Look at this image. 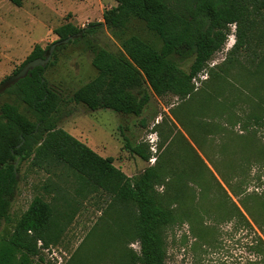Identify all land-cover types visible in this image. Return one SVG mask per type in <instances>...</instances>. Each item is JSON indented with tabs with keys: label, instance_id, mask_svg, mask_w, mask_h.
Returning a JSON list of instances; mask_svg holds the SVG:
<instances>
[{
	"label": "rangeland",
	"instance_id": "374dc122",
	"mask_svg": "<svg viewBox=\"0 0 264 264\" xmlns=\"http://www.w3.org/2000/svg\"><path fill=\"white\" fill-rule=\"evenodd\" d=\"M116 6L108 0H25L18 8L0 0V83L13 76L35 45L55 43L56 28L103 23L104 12ZM257 23L248 46L235 54L239 28L230 27L222 50L194 80L192 96L158 98L151 92L140 117L92 112L72 102L73 94L98 74L85 45L60 51L45 74L72 112L59 128L101 157H113L128 177L135 179L149 167L157 170L156 191L174 216L167 230V264H252L256 235L264 239V12ZM133 36L161 51L158 36L136 19L123 34L103 27L90 39L97 48L120 54L122 42ZM176 62L188 72L193 60ZM4 102L16 101L0 96ZM125 139L141 145L150 161L128 152ZM32 162L21 165L11 219L1 228L0 264H126V253L140 252L137 242L118 233L131 222L112 195L66 165L41 169ZM35 199L50 205L62 229L58 241L48 249L40 242L35 257L8 251L6 236Z\"/></svg>",
	"mask_w": 264,
	"mask_h": 264
},
{
	"label": "trees",
	"instance_id": "16d2710c",
	"mask_svg": "<svg viewBox=\"0 0 264 264\" xmlns=\"http://www.w3.org/2000/svg\"><path fill=\"white\" fill-rule=\"evenodd\" d=\"M21 8L25 0H8ZM117 6L103 14V23H90L80 28L66 23L53 33L55 42L73 38L53 53L46 67H37L0 96L16 102L0 104V232L10 222L12 202L18 189L21 165L32 160L37 168L63 164L82 181L113 196L125 209L131 227H120L121 238L139 244L140 252L126 253V264H167V230L174 222L173 212L164 207L156 186L159 175L155 167L147 168L133 179L115 167L114 158H103L59 128L64 118L72 115L60 95L49 86L45 74L56 65L58 53L70 45H85L92 52V66L98 72L90 82L79 88L72 102L92 112L110 110L117 114L140 117L151 101V92L158 98L174 95L180 99L192 96L194 80L203 72L212 57L222 50L230 27L239 29L231 54L246 48L264 12V0H113ZM131 19L142 21L161 41L156 51L139 37L122 42V52L113 54L97 48L90 36L103 27L123 34ZM54 44V43H53ZM52 44V45H53ZM51 45H35L26 60L13 73H19L29 62L44 59ZM176 59L193 60L190 70H183ZM10 77H7L4 83ZM25 108V112L22 110ZM128 152L148 162L150 154L141 145L128 139ZM242 218L245 219L244 215ZM247 227L254 230L246 220ZM61 227L54 220L50 205L35 199L6 236L12 249L28 256H39L58 241ZM251 251L252 264H262L264 239L256 235Z\"/></svg>",
	"mask_w": 264,
	"mask_h": 264
},
{
	"label": "water",
	"instance_id": "95a60500",
	"mask_svg": "<svg viewBox=\"0 0 264 264\" xmlns=\"http://www.w3.org/2000/svg\"><path fill=\"white\" fill-rule=\"evenodd\" d=\"M71 40H73V38H70L63 42L54 43L53 45H51L46 58L36 59L34 61L29 62L19 73L14 74L7 81H5L0 85V95L3 94L6 91V89L17 83L19 80L25 78L31 70L37 67H46L49 64V62L52 60L53 53L56 50V48L63 44L67 45Z\"/></svg>",
	"mask_w": 264,
	"mask_h": 264
},
{
	"label": "crops",
	"instance_id": "0c3cea01",
	"mask_svg": "<svg viewBox=\"0 0 264 264\" xmlns=\"http://www.w3.org/2000/svg\"><path fill=\"white\" fill-rule=\"evenodd\" d=\"M111 1H113V0H108V2H111ZM113 2H115V1H113ZM116 3V2H115ZM109 5V4H108Z\"/></svg>",
	"mask_w": 264,
	"mask_h": 264
}]
</instances>
